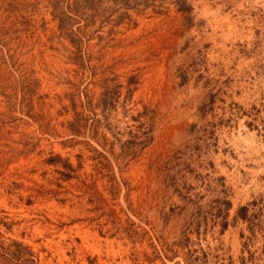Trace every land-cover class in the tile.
<instances>
[{
	"label": "rangeland",
	"instance_id": "rangeland-1",
	"mask_svg": "<svg viewBox=\"0 0 264 264\" xmlns=\"http://www.w3.org/2000/svg\"><path fill=\"white\" fill-rule=\"evenodd\" d=\"M84 1L0 0V264H264V0Z\"/></svg>",
	"mask_w": 264,
	"mask_h": 264
},
{
	"label": "trees",
	"instance_id": "trees-1",
	"mask_svg": "<svg viewBox=\"0 0 264 264\" xmlns=\"http://www.w3.org/2000/svg\"><path fill=\"white\" fill-rule=\"evenodd\" d=\"M125 6H128L127 3H123ZM181 4V8L182 9H185L184 11H188L186 9H188L189 7H186L183 3V2H180ZM72 6H70V4L66 5L68 8L71 7V15L69 14H66L63 10H60L58 7H54L53 11H52V18L53 20H57V28L59 30H68L69 28V24L65 21L67 19H76V18H82V17H85L86 18V15L83 13L84 12V9H88L89 10V5L86 1L84 0H72V3H71ZM84 8V9H82ZM182 9H179V10H182ZM25 10V9H24ZM23 10V12H24ZM18 11H21L20 8L18 9ZM69 12V11H68ZM98 12V10L96 11V13ZM98 14V13H97ZM69 32V31H67ZM70 33H73L72 31H70ZM74 35H76V37L73 39L75 41H73L72 43L76 44L77 43V46L80 44L81 42V35L78 33H73ZM76 46V47H77ZM77 115V113H75ZM76 117L74 118L73 121H69L68 122V128L70 130V132H73V134H76L77 129L75 128H78L77 126L78 125H75V120ZM76 126V127H75ZM66 168L70 169V165L66 164L65 165ZM227 204V202H226ZM247 206L245 205H242V206H239L236 210V216L237 217H240L241 219L243 220H247V216H246V213H247ZM226 222L225 221H222V225H221V230L225 229L226 227ZM0 255H6L4 258L5 259H12V260H16V259H21L22 256H24L23 254L19 253H16V252H6L4 251L3 253H1ZM7 257V258H6Z\"/></svg>",
	"mask_w": 264,
	"mask_h": 264
}]
</instances>
